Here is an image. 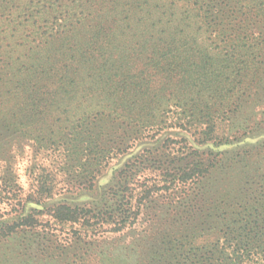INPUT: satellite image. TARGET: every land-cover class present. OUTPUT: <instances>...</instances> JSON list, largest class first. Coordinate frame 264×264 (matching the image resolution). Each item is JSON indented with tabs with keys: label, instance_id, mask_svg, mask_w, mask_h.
Returning a JSON list of instances; mask_svg holds the SVG:
<instances>
[{
	"label": "trees",
	"instance_id": "16d2710c",
	"mask_svg": "<svg viewBox=\"0 0 264 264\" xmlns=\"http://www.w3.org/2000/svg\"><path fill=\"white\" fill-rule=\"evenodd\" d=\"M252 102L264 0H0V133L60 167L35 175L0 240L63 264H264V140L238 143L260 129ZM59 183L88 199L57 198Z\"/></svg>",
	"mask_w": 264,
	"mask_h": 264
},
{
	"label": "rangeland",
	"instance_id": "374dc122",
	"mask_svg": "<svg viewBox=\"0 0 264 264\" xmlns=\"http://www.w3.org/2000/svg\"><path fill=\"white\" fill-rule=\"evenodd\" d=\"M240 108L241 110L250 113L248 116L251 117L254 124H261L259 126L260 129H256L258 130L257 133L251 134L250 137H248V135L242 136L238 141L239 146H247V148H250L251 146H253V142L257 140H264V122L262 123L263 118L258 116L263 115L264 105L259 106L257 104H254L253 102L241 103ZM250 124L252 125V123ZM166 135L175 136L176 133L172 129H165L160 131V134L157 135V138L158 140H160ZM152 141L153 140L149 139V136L145 137L143 138L141 143L135 142L133 145H131L129 151L136 150L137 148L139 149L140 146L150 145ZM24 146L25 147L23 153L21 155H16L14 150L17 149V144L13 141L10 142L9 139L3 137L0 133V158L2 159V161H5V163L2 164L5 165V168L3 170H0V223L11 222V220H16L18 216H21L24 213L28 212L30 203L28 202V205H26L23 210L21 209L22 204L20 203L26 201L23 200V198L26 195V192L31 190L32 183L34 182V177L39 171H41V168L45 167L52 171L60 169L56 160L57 157L55 155H52L50 152L45 151H39L38 153L33 152L28 144H25ZM229 148H232V146ZM11 154L13 155V157H10ZM125 157L126 155L122 153L109 160V164L107 165V167L104 168L102 170V173L98 176L95 190L98 188H103L109 182L113 168L118 167L119 163L124 161ZM9 165L11 166L10 168H8ZM63 174L64 172L62 170L58 171V180L61 179ZM256 179L259 180V178ZM16 184H19V186L16 187ZM62 185L63 183H59L57 185L55 191V194H57V198H66L68 202L72 201L76 203H80L88 199V195L86 197H82L81 195H77L78 192H75L73 189H69L70 192H66V188H61ZM5 188L6 190L17 193L18 197L14 196V194L10 192H7ZM91 195L95 197L97 193ZM145 217L146 214L143 215V217L140 214L139 220L130 229L132 230V232L128 231L117 242L120 246L128 244L130 242L132 233L133 239L138 238L140 234L139 232L147 227ZM46 219L47 216L39 215L40 222H45ZM61 229L63 231L62 227ZM66 229H69V227L66 226ZM24 237L25 235L19 236L18 234H16L12 238L0 240V264H49L50 262L52 264H63L58 257L53 260H49L43 255H36L30 258L27 254H23V252H20L19 250L22 249ZM112 248L115 252H123V250H121L122 247L116 246ZM115 263L125 264L120 260H117V262Z\"/></svg>",
	"mask_w": 264,
	"mask_h": 264
}]
</instances>
